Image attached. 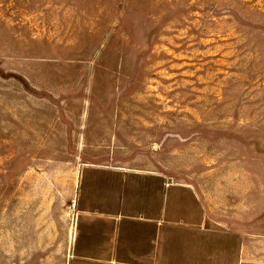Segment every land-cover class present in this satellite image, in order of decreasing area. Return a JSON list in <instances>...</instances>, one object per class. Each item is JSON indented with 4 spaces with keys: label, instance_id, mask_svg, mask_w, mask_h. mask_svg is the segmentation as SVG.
Segmentation results:
<instances>
[{
    "label": "rangeland",
    "instance_id": "1",
    "mask_svg": "<svg viewBox=\"0 0 264 264\" xmlns=\"http://www.w3.org/2000/svg\"><path fill=\"white\" fill-rule=\"evenodd\" d=\"M130 243L264 264V0H0V264Z\"/></svg>",
    "mask_w": 264,
    "mask_h": 264
},
{
    "label": "crops",
    "instance_id": "2",
    "mask_svg": "<svg viewBox=\"0 0 264 264\" xmlns=\"http://www.w3.org/2000/svg\"><path fill=\"white\" fill-rule=\"evenodd\" d=\"M135 205H136V203H135ZM142 206H143V203L142 202L137 203L135 210L132 211L133 212L132 215L134 213L142 214L141 213L142 212V210H141ZM149 210L150 211H148V213H146V212L144 213L143 212L144 214H149L150 215L149 219H145L143 217L142 218L140 217L139 220L135 219L136 221H134L133 224H135V223L143 224V223H145L143 221L148 220L149 221V224L151 226H153V212L151 211V209H149ZM130 214L131 213H127L126 214L127 219L130 216H132ZM194 217L195 216L190 215V217H188L187 220H186L188 224L192 225V227H194L195 224H196ZM134 218H136V217H134ZM123 223H125V222H123ZM231 233H232V231H231ZM232 238L234 240L237 239L236 235H233V234H232ZM118 244H119V242H118ZM131 244H133V243L128 244V246L131 247L132 250H128L127 253L129 254V256L132 257V259L131 260L124 261V262H126L128 264H143V263L144 264H153V257L149 256V251H146L145 254H141L139 256H133V254H135L136 252L134 251V247L133 246H130ZM119 246L126 247L125 245H122V244L121 245L119 244ZM212 262L215 263V264L216 263H220V264H259V263L254 262L252 259L248 260L247 258L241 257V255H238L237 254V250H233V253H231L230 255L216 256L212 260ZM202 263L203 264L205 263V259L204 258L202 260L201 259L198 260V264H202Z\"/></svg>",
    "mask_w": 264,
    "mask_h": 264
}]
</instances>
